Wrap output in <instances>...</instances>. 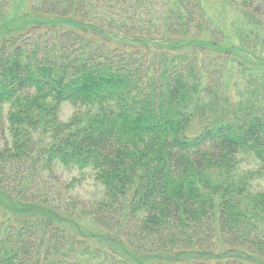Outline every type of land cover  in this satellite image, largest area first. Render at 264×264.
I'll return each mask as SVG.
<instances>
[{
	"label": "trees",
	"instance_id": "1",
	"mask_svg": "<svg viewBox=\"0 0 264 264\" xmlns=\"http://www.w3.org/2000/svg\"><path fill=\"white\" fill-rule=\"evenodd\" d=\"M160 1L28 0L34 19L3 31L0 264H264V69L238 62L233 99L234 53L201 1ZM239 2L254 50L264 0ZM57 166L88 171L100 196H73Z\"/></svg>",
	"mask_w": 264,
	"mask_h": 264
},
{
	"label": "rangeland",
	"instance_id": "2",
	"mask_svg": "<svg viewBox=\"0 0 264 264\" xmlns=\"http://www.w3.org/2000/svg\"><path fill=\"white\" fill-rule=\"evenodd\" d=\"M205 10L210 24L213 27H217L223 34V46L231 49L234 53L233 60L227 62L226 72L224 76V86L226 93L231 97H238L237 89L241 88L240 83L245 72H242L241 68L237 65L238 62H243L248 67H260L257 64L264 65V43L261 42L254 50H245L239 43V32L244 28L241 10L239 7L240 0H200ZM162 6V0L160 1ZM161 11V10H160ZM34 19V13L30 11V4L28 0H10L9 8L5 12L0 11V40L2 38L3 31H13L19 28L26 27L31 20ZM22 25V26H21ZM61 27H68L69 24L60 23ZM18 29V28H17ZM253 43V42H252ZM253 47V46H252ZM75 108L69 103H62L60 106L59 117L61 120H67ZM240 168L242 170H254L257 171L259 165L253 160L249 154H242ZM59 178L65 182L73 180L74 188L71 191L73 196L81 198L85 201L93 200L100 196V188L96 185L92 175L85 171L83 173L76 169L64 168L57 166L55 170ZM260 177H256L253 180L254 189H264V174H259ZM7 212L3 206L0 205V213ZM12 218V217H11ZM80 229L90 234L97 233V230L92 224L87 221L80 223ZM76 229L72 228V232ZM94 245L102 246L104 248L113 249L116 252L124 251L120 247L117 241L107 240L102 241L101 237L92 238ZM132 261L138 262V264H151V260H137L136 258L129 257Z\"/></svg>",
	"mask_w": 264,
	"mask_h": 264
}]
</instances>
